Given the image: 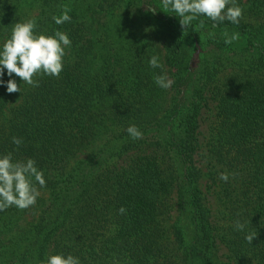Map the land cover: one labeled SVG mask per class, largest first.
I'll use <instances>...</instances> for the list:
<instances>
[{"label": "trees", "instance_id": "trees-1", "mask_svg": "<svg viewBox=\"0 0 264 264\" xmlns=\"http://www.w3.org/2000/svg\"><path fill=\"white\" fill-rule=\"evenodd\" d=\"M239 3V25L184 29L160 0H0V42L35 9L43 31L72 40L58 79L0 87V153L35 159L47 180L33 208L0 212V264L57 252L82 264H264V0ZM65 7L72 20L56 25ZM225 31L239 38L225 44ZM212 104L210 186L197 156Z\"/></svg>", "mask_w": 264, "mask_h": 264}, {"label": "clouds", "instance_id": "clouds-1", "mask_svg": "<svg viewBox=\"0 0 264 264\" xmlns=\"http://www.w3.org/2000/svg\"><path fill=\"white\" fill-rule=\"evenodd\" d=\"M163 10L174 13L184 29L193 26V21H199V26H205V20L211 21L212 26L227 21L239 25L244 16V9L239 0H160ZM70 8L65 7L59 15H53L56 25H64L72 20ZM6 28V27H5ZM210 36L214 33H209ZM224 43L231 44L239 38V33L231 35L223 32ZM72 40L66 31L54 30L51 34L40 28L36 18L17 21L11 25V33L7 39L0 42V87L8 94L20 93L21 86L27 84L33 88L40 86L37 77L59 78L65 68V58L71 49ZM152 69H160L154 75V83L161 89H168L173 81L169 78L159 54L148 58ZM15 74V75H13ZM5 76L8 77L5 80ZM19 78V83L16 79ZM126 132L132 140L143 139L144 133L135 124H130ZM11 143L16 149L23 139L13 136ZM230 174L220 173V179L228 182ZM47 187L44 171L37 166L33 158L16 160L13 152L0 153V212L15 207L19 210L33 208L41 196V189ZM120 213L126 209L121 207ZM246 225L239 220L235 222V230L244 231ZM257 235L249 233L245 239L251 243ZM41 264H82L78 256L57 252L49 254Z\"/></svg>", "mask_w": 264, "mask_h": 264}, {"label": "rangeland", "instance_id": "rangeland-1", "mask_svg": "<svg viewBox=\"0 0 264 264\" xmlns=\"http://www.w3.org/2000/svg\"><path fill=\"white\" fill-rule=\"evenodd\" d=\"M36 13H37V9L27 13L28 14L27 16L28 18H32L34 15H36ZM216 114H217V109L215 108V104H212L209 107V109H205L202 115L200 129H199V133H200L199 140L202 145L201 147L202 150L197 156V161H198V165L203 169L205 175H207L206 179L204 180L205 183H209L210 186L214 183V180L216 178H213L212 166L210 164V160L207 158L206 146L209 140L210 131L216 121ZM216 198L217 197L215 195H211V201L212 203L215 204V210H217Z\"/></svg>", "mask_w": 264, "mask_h": 264}]
</instances>
